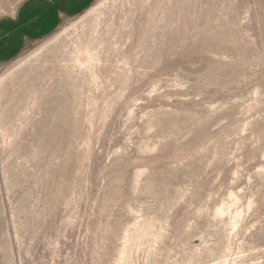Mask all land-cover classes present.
<instances>
[{"label":"rangeland","instance_id":"rangeland-1","mask_svg":"<svg viewBox=\"0 0 264 264\" xmlns=\"http://www.w3.org/2000/svg\"><path fill=\"white\" fill-rule=\"evenodd\" d=\"M0 264H264V0H95L0 64Z\"/></svg>","mask_w":264,"mask_h":264},{"label":"crops","instance_id":"crops-1","mask_svg":"<svg viewBox=\"0 0 264 264\" xmlns=\"http://www.w3.org/2000/svg\"><path fill=\"white\" fill-rule=\"evenodd\" d=\"M95 0H23L0 14V64L18 58L30 43L51 35L61 22L87 12Z\"/></svg>","mask_w":264,"mask_h":264}]
</instances>
